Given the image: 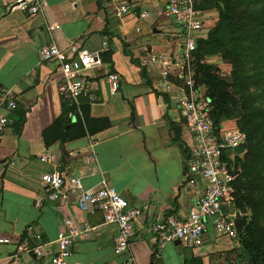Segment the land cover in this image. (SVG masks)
I'll use <instances>...</instances> for the list:
<instances>
[{
	"label": "crops",
	"instance_id": "crops-1",
	"mask_svg": "<svg viewBox=\"0 0 264 264\" xmlns=\"http://www.w3.org/2000/svg\"><path fill=\"white\" fill-rule=\"evenodd\" d=\"M120 1L41 0L40 12L32 15L15 0H0V92L8 91L16 104L13 112L0 108V116L8 118L0 132V237L17 242L0 245V264H51L54 241L68 219L96 231L70 243L62 264H205L228 250L224 245L233 246L209 237L196 249L173 243L181 254L171 244L157 248L152 225L184 218L197 191L186 188L187 155L177 143L187 150L192 144L175 106L181 90L164 91L157 67H144L141 60L178 59L182 44L179 29L164 14L168 0H122L128 14L117 18ZM212 1L196 0L204 16L198 42L206 41L218 22ZM73 43L91 58L85 75L97 97L95 104L81 106L80 115L58 96V64L39 58L47 45L66 51ZM218 59L205 48V63ZM108 74L119 77L115 95L104 80ZM221 125L236 127L233 120ZM43 157L49 161L41 162ZM54 171L81 179L85 189H98L104 181L140 211L127 251L114 253L118 229L103 225L98 211L44 198L43 185ZM24 242L42 246L46 255L23 253Z\"/></svg>",
	"mask_w": 264,
	"mask_h": 264
},
{
	"label": "built area",
	"instance_id": "built-area-1",
	"mask_svg": "<svg viewBox=\"0 0 264 264\" xmlns=\"http://www.w3.org/2000/svg\"><path fill=\"white\" fill-rule=\"evenodd\" d=\"M35 15L42 7L41 0H15ZM112 2V0H105ZM196 0H168L165 16L170 18L180 31L182 50L178 59L151 56L141 60L144 67L156 66L162 82V89L170 91L175 86V78H183L190 86L189 79L196 69L195 53L199 33L203 30L204 16L196 8ZM128 14L124 1L117 3L116 17ZM39 58L45 63H57L59 77L57 92L60 100L80 115L83 104L93 105L97 97L85 72L91 67V58L80 55L78 46L73 43L66 51L55 44L40 49ZM201 63H205L203 60ZM173 78V79H172ZM110 94L118 91L119 77L108 74L104 78ZM181 92L175 98V106L192 134V144L188 148L186 168V188L197 191L194 207L184 218L167 217L152 225L151 234L161 249L166 244L177 243L186 248L196 249L204 245L207 238L215 242L227 239L233 248L239 247L235 221L246 216L236 206L237 169L235 159L240 154L229 151H244L245 135L236 127L224 128L214 125L210 118V108L201 98L187 97ZM0 108L8 112L16 109V104L8 91L0 92ZM8 125V118L0 116V132ZM49 161L48 157L40 159ZM42 192L49 202H76L82 212L98 211L103 225L116 226L114 253L120 255L127 251L133 238V224L141 217L140 211L129 206L120 195L104 181L98 189H85L81 179L64 176L59 171L52 172L44 183ZM96 227L75 220H66L63 230L57 235L54 244L56 253L51 256V264H62L70 256L69 245L76 240H87ZM17 245L11 239L0 237V245ZM21 251L35 258H43V247L32 248L24 242Z\"/></svg>",
	"mask_w": 264,
	"mask_h": 264
},
{
	"label": "trees",
	"instance_id": "trees-1",
	"mask_svg": "<svg viewBox=\"0 0 264 264\" xmlns=\"http://www.w3.org/2000/svg\"><path fill=\"white\" fill-rule=\"evenodd\" d=\"M211 5L218 11V22L207 40L197 43L195 56L196 68L203 70L202 80L207 86L202 100L210 108L213 124L230 120L226 114L233 97L212 74L213 68L201 63L205 48L220 53L232 65L233 82L229 85L232 92L238 89L245 92L252 86L261 90L256 99L262 104L253 108L246 106L236 122L237 129L246 137L242 168L248 179L245 197L236 186V206L248 221L237 237L239 247L234 252L240 257L237 264H264V251L256 237L259 217L264 213V0H213ZM221 29L225 31L222 37L218 35ZM177 143L187 155L185 146ZM238 163L236 160L235 167Z\"/></svg>",
	"mask_w": 264,
	"mask_h": 264
},
{
	"label": "rangeland",
	"instance_id": "rangeland-1",
	"mask_svg": "<svg viewBox=\"0 0 264 264\" xmlns=\"http://www.w3.org/2000/svg\"><path fill=\"white\" fill-rule=\"evenodd\" d=\"M218 62L217 64L214 62V64L208 63L213 68L212 74L218 77L224 85L226 86V90L232 93L233 97V104L230 105L227 108V114L226 116L229 117L230 120H225L226 121H235V123L240 119V114H243L245 111V107L253 108V107H258L262 103L258 102L259 99H256L258 96L261 94V90L256 88V87H251L248 90L240 91L238 89L237 91L232 92L231 88L229 85L233 82V68L232 65L228 60H225L222 58L220 53H218ZM207 64V63H206ZM205 65V64H204ZM173 79V78H172ZM203 79V70L200 67H197L194 71V74L192 77L189 79L190 86L185 85V80L183 78H175L176 82H173L177 88L182 89L187 97H194L198 99H202L206 90L207 86L205 85V82ZM240 154L239 158L235 159L238 160V164H236V169H237V179L238 182L236 186L238 187V191L242 196L247 195V188H248V179L247 177L244 176V171L242 168V165L244 163L243 156L245 155V150L241 153V150L237 151H229L228 154ZM256 237L258 242L260 243L263 251H264V213L260 214L259 221H258V226L256 230ZM219 244H222L220 242ZM176 251V253L181 254V248L180 246L174 247V244H171ZM224 247L228 248V250H224L221 254L217 255H211L206 259L205 264H237L240 257L239 255H236L234 252V248L232 245L226 244ZM180 248V249H179ZM203 263V262H202ZM194 264H199V263H194Z\"/></svg>",
	"mask_w": 264,
	"mask_h": 264
},
{
	"label": "water",
	"instance_id": "water-1",
	"mask_svg": "<svg viewBox=\"0 0 264 264\" xmlns=\"http://www.w3.org/2000/svg\"><path fill=\"white\" fill-rule=\"evenodd\" d=\"M247 221H248L247 216H244L243 218L235 221V230L238 235L242 232L243 228L247 224Z\"/></svg>",
	"mask_w": 264,
	"mask_h": 264
}]
</instances>
